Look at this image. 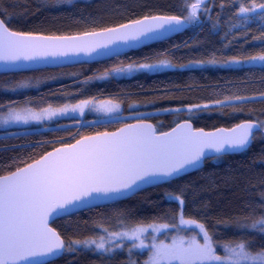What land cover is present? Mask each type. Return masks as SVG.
Wrapping results in <instances>:
<instances>
[{
  "label": "trees",
  "instance_id": "trees-1",
  "mask_svg": "<svg viewBox=\"0 0 264 264\" xmlns=\"http://www.w3.org/2000/svg\"><path fill=\"white\" fill-rule=\"evenodd\" d=\"M249 2L245 0V6ZM240 3L241 0H210V12L202 15L198 24L165 41L107 60L0 74V113L7 111V106L40 110L101 98L122 105L121 117L115 120L102 121L86 113L82 119L69 117L0 129V176L36 161L58 146L137 121L129 116L136 112L144 113L140 120L152 122L159 132L185 120L206 130L232 127L247 120L264 121V99L259 98L264 94V65L223 66L233 57L243 60L264 52V29L258 22L243 21L237 14ZM182 6L181 0H0V10L13 17L11 23L6 20L11 30L57 36L97 31L144 15H182ZM160 60L170 61L174 67L128 78L96 80L115 67ZM200 62L203 65L179 67ZM235 96L256 99L213 104ZM196 104H209L210 109L194 115L186 111ZM178 108L182 111H164ZM170 195L183 199L184 218L203 224L214 241L223 244L251 240L255 243L251 250H260L264 238L253 235L251 229L244 231L242 225L264 216V133L258 131L245 152L207 159L203 168L126 200L55 220L52 226L65 244L76 250L46 264H131V259L143 264L148 250L129 256L126 248L108 253L73 242L98 239L138 225L178 223L181 208L169 199ZM176 232L169 230V234ZM186 233L194 231L189 228ZM217 252L224 254L220 247Z\"/></svg>",
  "mask_w": 264,
  "mask_h": 264
},
{
  "label": "snow or ice",
  "instance_id": "snow-or-ice-1",
  "mask_svg": "<svg viewBox=\"0 0 264 264\" xmlns=\"http://www.w3.org/2000/svg\"><path fill=\"white\" fill-rule=\"evenodd\" d=\"M71 3V0H57ZM210 0H181L182 15H144L142 19H130L113 27H104L100 31H86L82 35L57 36L34 32H14L6 23L13 17L2 10L0 15V62L5 65H19L26 61H37L49 57H67L81 53L93 55H118L122 49H136L140 45L162 40L171 33L179 32L189 25L198 24L202 15L210 12L207 7ZM223 7V5H221ZM187 13L183 15V13ZM238 15L243 21L258 22L264 29V3L255 0L245 6L241 0ZM93 24L96 21H92ZM248 62H264V52L245 57L243 60L233 57L224 61L225 65ZM203 63V62H200ZM208 63L215 64L216 61ZM174 67L167 60L156 63H130L124 67L112 68L104 76L96 79H108L136 72L157 73L161 69ZM189 68L191 65H180ZM260 99H264L261 94ZM230 99L254 100L256 97L235 96L226 100L213 101L215 105H224ZM100 112L101 109L90 101L82 100L71 109L65 106L60 113L79 110L83 107ZM129 107H134L130 105ZM119 109V105L108 108L106 113ZM209 104H196L187 108L190 114L205 112ZM166 112H181L182 109H165ZM145 114L136 112L137 123L126 124L113 133H98L95 137H83L74 144H66L48 153L35 164L18 168L8 175L0 176V264H40L37 257L59 258L63 253L75 251L66 245L55 228L50 227L53 218L61 219L75 215L80 209L98 200H117L130 198L145 186H155L158 181H168L186 174L188 169H197L202 160L208 158L207 151L215 153H233L245 151L255 139L257 131L264 133V121L237 124L228 134L218 136L205 133L203 129L193 130L190 123H178L170 132H158L151 124L139 122ZM29 119L40 120L41 116H26L7 106V115L0 119L4 125L25 123ZM219 132L225 130L220 129ZM181 208L178 223L150 224L135 226L120 233H110L113 237L132 240L127 250L149 249L144 264H264V246L253 252L255 243L251 240L220 244L213 240L206 227L198 221L185 219L184 201L180 196L170 195ZM264 202V200H262ZM176 219V218H174ZM183 226V229H182ZM152 234L145 236L148 229ZM196 231L197 236L185 238L176 236L170 243L157 241L161 229ZM242 229L252 230L253 235L264 238V216L244 223ZM145 239L151 241L145 243ZM203 241V242H201ZM86 248L95 246L102 252H111L105 247L104 238L100 242L94 239L74 241ZM123 248L124 245H116ZM217 247L224 255L217 254ZM131 264H136L132 261Z\"/></svg>",
  "mask_w": 264,
  "mask_h": 264
},
{
  "label": "rangeland",
  "instance_id": "rangeland-1",
  "mask_svg": "<svg viewBox=\"0 0 264 264\" xmlns=\"http://www.w3.org/2000/svg\"><path fill=\"white\" fill-rule=\"evenodd\" d=\"M146 63H156V62H146ZM190 65L191 66H199V65H203V64L202 63H193V64H190ZM240 65H264V62H248V61H245L244 63H241V64H229V65H223V66H240ZM122 67H124V66H122ZM171 68H173V67H171ZM171 68H164V69H161L159 72L167 70V69H171ZM106 73H108V72H106ZM140 73H146V72H136V73L125 74V75H121V76H114L113 78H128V77H132V76H135L137 74H140ZM104 74L98 75L97 77L104 76ZM108 79H111V78H108ZM96 80L104 81V80H107V79H96ZM79 103L72 104V105H65V106H68V108L71 109L72 106L77 105ZM92 104L97 105L101 109V111L97 112L95 110H91V108L89 106L86 109L83 108V115H81L79 110H77L76 112L69 111L67 115H55V116H52L51 119H49L48 117L52 113H60L64 109L65 106L56 107V108L49 107V108L40 109V110H34V109H30V108L15 109L17 112H20L22 115H26V116H29V117H31V116H41L42 119H40V120L29 119V122L27 124H25V123H12V124H8V125H4V124L0 123V129H10V128H15V127H18V128L27 127V126H31V125H35V124H40V123H43V122L58 120V119H62V118H69V117H74V118H77V119L81 118L82 119L86 115V113H90L91 115L96 116L99 120H102V121L115 120V119H118L119 117H121L122 105L120 103H118L117 101H115V100H111V99H108V98H101V99L93 100ZM117 105H119V109L117 111H114V112H112L110 114L106 113V110L108 108H114ZM135 114L136 113H133L132 115H129V116L130 117H135ZM6 115H7V111H5L3 113L1 112L0 113V119L5 117ZM145 226H147V225H145ZM127 230H129V229H123V230H120V231H117V232H114V233H120V232L127 231ZM150 234H152V229L151 228L148 229V233H146L145 236L147 237ZM156 235H157V241L163 240L165 243H170L171 242V238L176 237V236H183L185 238H188L190 236H197V238H199V236H198L196 231H194V233H186V230H180V231H177L176 233L169 234V230L161 229L160 233H158ZM103 238H104V242H105V247L106 248L112 247L114 249L113 251L122 250V249L126 248V253L129 256L132 255V253L141 252V251H144V250H148V256L150 254L149 249H143V250H141V249H133V252L130 254L127 249L129 247H131V245L133 243L132 240H128V239L120 238V237H113L112 239H109V235L108 236H104ZM89 240H91V239H89ZM94 240H96L97 242H100V238L94 239ZM201 242H203V241H201ZM145 243L150 244L151 241L149 239H145ZM120 244H123L124 247L123 248L116 247V245H120ZM126 245H127V247H125ZM90 249H93L95 251H99V250H97L95 248V246L90 247ZM113 251H111V252H113ZM111 252H108V253H111ZM217 254H218V252H217ZM219 255H221V254H219ZM223 255H221V256H223ZM147 259H148V257H147ZM147 259H145V260H147ZM132 261H135V259H131L130 263ZM143 264H144V262H143Z\"/></svg>",
  "mask_w": 264,
  "mask_h": 264
},
{
  "label": "water",
  "instance_id": "water-1",
  "mask_svg": "<svg viewBox=\"0 0 264 264\" xmlns=\"http://www.w3.org/2000/svg\"><path fill=\"white\" fill-rule=\"evenodd\" d=\"M1 19V18H0ZM142 19V18H140ZM192 25H189L188 27L184 28V29H181L179 32H176V33H171L169 36L167 37H164L162 40L160 41H156V42H150L149 45L151 44H154V43H158V42H162V41H165L167 39H170L172 38L173 36L177 35V34H180L182 32H184L185 30H187L188 28H190ZM13 31V30H12ZM97 31H100V30H97ZM16 32V31H14ZM83 34V33H82ZM82 34H75V35H82ZM67 36H72V35H67ZM142 47H145L144 45H140L138 46L136 49H128V48H124L122 49V51L116 55L115 53H113L111 56H108V55H93V56H88V55H85L83 53L79 54V55H72V54H69L67 57H58V58H53V57H49L47 59H42V60H37V61H26L24 62L23 64H19V65H5L4 63L0 62V74H5V73H16V72H27V71H33V70H39V69H44V68H59V67H64V66H71V65H75V64H79V63H83V62H88V63H92V62H99V61H103V60H107V59H110L112 57H116V56H119V55H123L127 52H130L131 50H137V49H140ZM187 121L188 123H190L191 125V128L193 130H197V129H203V131L205 133H214L218 136H224V135H227L228 134V131L227 130H230V129H233L236 125L232 126V127H219V128H216V129H212V130H206L204 128H195L194 124L190 121V120H185ZM185 121H182V122H179V123H184ZM137 121H133V122H130V123H137ZM139 122L141 123H145V124H151L153 126H155L152 122H149V121H143V120H139ZM246 122H252L250 120H247V121H243V122H240L238 124H242V123H246ZM130 123H126V124H130ZM124 124L123 126L119 127L118 129L114 130V131H107L108 133H113V132H118L119 129L125 127ZM177 125V124H176ZM176 125L174 127H176ZM156 127V126H155ZM173 127V128H174ZM173 128H171L170 130L168 131H164V132H170ZM157 129V128H156ZM220 129H223L225 130L224 132H219L218 130ZM158 131V129H157ZM159 132V131H158ZM258 132V131H257ZM256 132V133H257ZM101 133H104V132H101ZM255 133V134H256ZM98 134V133H97ZM97 134H94V135H90L91 137H95L97 136ZM254 134V135H255ZM85 137H89V136H85ZM83 138V137H82ZM80 138V139H82ZM79 140V139H78ZM76 142V141H75ZM75 142L73 143H70V144H74ZM253 142V141H252ZM252 145V143L249 145V147L245 150L247 151L250 146ZM64 145H61V146H58L56 147L55 149H52L50 150L49 152H47L46 154H44L42 157H45L47 156L48 153H53L55 154V150L58 149V148H62ZM245 151H241V152H233V153H215L214 151H207V157L206 159L202 160L199 167L197 169H188L187 170V173L186 174H181V176H184V175H187L189 173H192V172H195L201 168H203L204 164H205V161L207 159H210V158H214V157H217V156H222V155H228V154H238V153H242V152H245ZM40 157L39 159H37L36 161H39L41 160ZM32 162L30 164H35V162ZM27 167L24 166L22 168H25ZM16 171V170H15ZM8 175V174H7ZM5 176V175H3ZM173 179H176V178H170L168 181H171ZM168 181H164V180H161V181H158L156 185H160V184H163V183H166ZM152 186H145L144 190L147 189V188H150ZM143 191V190H142ZM141 192V191H139ZM132 197V196H131ZM128 198H119L117 200H98V201H94L92 202L91 205H88L82 209H80L78 212L80 211H83V210H86V209H90V208H94V207H98V206H103V205H108V204H111V203H114V202H118V201H122V200H126ZM57 220L56 218H53L52 220L49 221V224H50V227L54 228L52 226V223ZM57 231V230H56ZM58 232V231H57ZM60 235V234H59ZM62 238V237H61ZM63 239V238H62ZM64 254V253H63ZM62 254V255H63ZM61 255V256H62ZM60 256V257H61ZM59 257V258H60ZM37 261L40 262V264H46V263H49L51 261H54L58 258H52V257H46V258H42V257H37L36 258Z\"/></svg>",
  "mask_w": 264,
  "mask_h": 264
},
{
  "label": "crops",
  "instance_id": "crops-1",
  "mask_svg": "<svg viewBox=\"0 0 264 264\" xmlns=\"http://www.w3.org/2000/svg\"><path fill=\"white\" fill-rule=\"evenodd\" d=\"M90 102L93 103V101H90ZM81 107H83V108H85V109L87 108V107H84V106H81Z\"/></svg>",
  "mask_w": 264,
  "mask_h": 264
}]
</instances>
